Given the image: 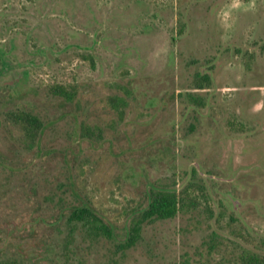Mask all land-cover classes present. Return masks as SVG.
<instances>
[{"label":"rangeland","instance_id":"obj_1","mask_svg":"<svg viewBox=\"0 0 264 264\" xmlns=\"http://www.w3.org/2000/svg\"><path fill=\"white\" fill-rule=\"evenodd\" d=\"M17 111L45 124L37 143ZM153 185L182 210L121 252ZM79 200L111 240L67 225ZM249 253L264 256V0H0V264Z\"/></svg>","mask_w":264,"mask_h":264},{"label":"trees","instance_id":"obj_2","mask_svg":"<svg viewBox=\"0 0 264 264\" xmlns=\"http://www.w3.org/2000/svg\"><path fill=\"white\" fill-rule=\"evenodd\" d=\"M203 78L207 79V76ZM52 94L62 97L69 102L73 99L74 92L65 88L63 85H55L51 89ZM14 121L19 123L26 136L31 140V143L38 142L45 124L34 114L27 111L13 112ZM78 200V197H76ZM183 200L178 195L176 190L153 185L149 188L146 198V203L139 207L134 213L124 229V238L116 243V248L119 251H124L139 241L144 223H149L158 219H167L177 215L182 210ZM67 225L83 228L90 235H101L109 240L113 238V232L109 224L88 204L79 200L77 205H74L67 216ZM73 229L69 231L68 240H65V248L69 247V238H73ZM67 235V236H68ZM72 240V241H71ZM70 241L73 242L74 239ZM2 264H23L19 259H5ZM122 264V263H120ZM237 264H264V256L257 253H249L243 255Z\"/></svg>","mask_w":264,"mask_h":264}]
</instances>
